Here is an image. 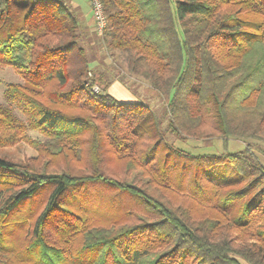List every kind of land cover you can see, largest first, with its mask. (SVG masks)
Listing matches in <instances>:
<instances>
[{"label":"trees","instance_id":"16d2710c","mask_svg":"<svg viewBox=\"0 0 264 264\" xmlns=\"http://www.w3.org/2000/svg\"><path fill=\"white\" fill-rule=\"evenodd\" d=\"M101 3L99 42L128 53L129 78L161 96L168 125L98 87L64 0H0V65L22 80L3 92L4 109L20 113L14 126L41 154L84 146L92 168L35 171L0 158V250L23 264H264V167L249 145L227 150L231 138L264 145V20L240 15L264 16V0ZM169 136L222 149L195 155ZM104 156L124 160L130 182L106 175ZM144 175L156 186L139 183ZM168 187L213 204L226 223L177 213Z\"/></svg>","mask_w":264,"mask_h":264},{"label":"rangeland","instance_id":"374dc122","mask_svg":"<svg viewBox=\"0 0 264 264\" xmlns=\"http://www.w3.org/2000/svg\"><path fill=\"white\" fill-rule=\"evenodd\" d=\"M18 1L31 2L32 0ZM64 1L69 6L71 11L76 14V16L79 17V15L82 14L87 17V19H92L88 0ZM73 4H76L78 9L75 6L73 7ZM228 10L233 11L235 10V8L231 6H223L220 9L221 12H226ZM240 15L245 18L264 20V16L253 13L252 15L243 13H241ZM86 28L87 27H82L80 29V37L78 39V43L84 48L89 62H93L95 60L98 63V67L95 68L96 73L98 74V87H101L100 89H103L105 92L112 95L113 98L117 101L129 103L141 102L144 105L148 106L152 113L160 120H162V128H166V126L168 125L169 115L167 106L161 96L144 81L134 78H128L129 76L126 72V61L128 53L121 51L107 53L104 47L99 42L100 37H94L92 34L86 31ZM90 42L92 45H89ZM107 60L111 61L112 63L110 66H106L105 64ZM116 81L117 83L119 81L121 85L124 84L128 88L125 94L117 93L118 89L116 87L112 88V84L114 82L116 83ZM15 84L22 85L21 77L13 68L0 65V117L3 111L2 116L5 119V123L0 121V158L9 161L15 166H26L27 168H32L35 171H41L42 169L48 172L66 171L69 172V174L74 175L90 173L92 168L90 165L87 148H85L84 146L78 149L69 148L63 151L64 154H59L57 156L51 157L47 154H41L38 149H35L22 139L21 133L18 132L16 126H14L15 122L17 121L16 118H21L20 113L12 107H9V109H4V105L6 104V102L3 98V92L9 85ZM25 134L30 136L31 138L41 139V137L38 136L36 132L27 130ZM85 138L86 140H88V135H86ZM184 139L185 140L181 141L175 139L174 136H169L168 138L169 142L172 143L175 147L186 152H191L195 155L216 154L222 149L221 140L212 141V143L207 145V143L205 142H198L192 139H187L186 137H184ZM150 143L151 142L147 141L144 142L142 148L144 149L149 147L151 145ZM245 145H249L253 149V153L259 158L260 163L264 167V156L261 154V149L264 148L263 143L255 140L242 142L241 140L231 138L228 141L227 150L228 152L238 151L243 149ZM104 158L105 160L102 161V168L106 175L118 181L130 182L132 175H134L135 173H131L130 171L126 170V164L124 163V160H119L115 157V160L112 161L111 159H108L110 157L107 156H104ZM145 181H148L147 183H150L152 186H156V184L149 179L148 175H144L139 183L143 184L145 183ZM161 191L164 195L163 197L169 201L172 207L176 208L177 213L188 212L195 220L203 219L205 217H211L213 219L215 218L216 220H219L220 223H226V220L224 218L216 215L215 209L217 208L211 203H199L198 200L192 198L184 190L179 191L174 188L172 189L168 187L163 188ZM221 192L225 193L227 192V190L224 189L221 190ZM20 214H22L21 220L30 225V221H28L27 219L28 215L26 213ZM222 226H224V224H222ZM26 228L27 227L25 226L23 230L18 233L15 242H18V240L25 234ZM28 230L31 231V228H29ZM30 231H27V233L30 234ZM223 231H226V229L223 228L222 231H219L217 233H221ZM229 232L236 235V232H234L233 229L229 230ZM228 236H230V234H228ZM243 238L246 237L244 236ZM233 239L234 241H236V238ZM12 253V251L0 250V264H23L20 263L15 258V254Z\"/></svg>","mask_w":264,"mask_h":264},{"label":"built area","instance_id":"2783aa9c","mask_svg":"<svg viewBox=\"0 0 264 264\" xmlns=\"http://www.w3.org/2000/svg\"><path fill=\"white\" fill-rule=\"evenodd\" d=\"M88 3L91 11L94 33L98 37H102L107 28V21L101 0H88ZM94 90H97V87H95Z\"/></svg>","mask_w":264,"mask_h":264},{"label":"crops","instance_id":"0c3cea01","mask_svg":"<svg viewBox=\"0 0 264 264\" xmlns=\"http://www.w3.org/2000/svg\"><path fill=\"white\" fill-rule=\"evenodd\" d=\"M73 7L75 6L77 9H78V7L76 6V4H73L72 5ZM79 17H80V24H81V27H87L86 28V31H88L90 34H92L94 37L95 36H97V35H95V33H94V30H93V23H92V19H87V17H85L84 15H82V14H80L79 15ZM82 20V21H81ZM83 24H84V26H83ZM98 37V36H97ZM93 43V42H92ZM89 45H92L91 44V42L89 43ZM106 66H110L112 63H111V61H109V60H107L106 61ZM98 67V63H97V61H93V62H91V69H92V72H93V74H94V76L97 78V73H96V70H95V68H97ZM129 78V77H128ZM113 87H116L117 89H118V91H117V93H121V94H125L126 93V90L128 89L124 84L123 85H121L120 83H119V81H118V83H117V81H116V83L114 82L113 84H112V88ZM109 89V88H108ZM112 96V95H111ZM113 97V96H112Z\"/></svg>","mask_w":264,"mask_h":264}]
</instances>
